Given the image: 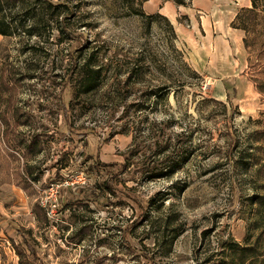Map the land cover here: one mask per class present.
<instances>
[{"label":"rangeland","instance_id":"1","mask_svg":"<svg viewBox=\"0 0 264 264\" xmlns=\"http://www.w3.org/2000/svg\"><path fill=\"white\" fill-rule=\"evenodd\" d=\"M52 1L67 8L63 37L32 38L31 55L0 35V67L20 79L11 99L0 94V264H20L19 228L42 264H227L230 246L257 234L253 197L264 193V98L252 81L264 78V0L252 23L236 18L252 0ZM87 58L99 82L83 92L70 71ZM4 119L20 147L4 141ZM31 141L41 150L28 152ZM25 164L36 177L26 190ZM86 181L117 197L87 200ZM55 197L39 222L34 204ZM83 225L90 233L68 244Z\"/></svg>","mask_w":264,"mask_h":264},{"label":"trees","instance_id":"2","mask_svg":"<svg viewBox=\"0 0 264 264\" xmlns=\"http://www.w3.org/2000/svg\"><path fill=\"white\" fill-rule=\"evenodd\" d=\"M177 5H185V0H172ZM257 3L255 0H252L251 8H240L236 18L239 19L241 15L246 14L247 23H252L256 21L258 13L256 11ZM67 12V8L61 2H53L52 0H0V35L6 38H18L17 44L21 46L22 52H31L29 54H37L40 52L38 44L30 43L32 38L37 40L49 39L50 34L56 30L59 36H62L64 33L63 20L65 19L64 15ZM133 12L137 14H143L141 11L133 9ZM158 18H162L166 21L168 28L174 32L173 26L170 24L166 17H163L160 14H157ZM61 39V38H59ZM62 40V39H61ZM60 40V41H61ZM245 42V39H244ZM91 58V57H90ZM85 59L84 63L81 65H76V62H73L72 69L70 74H74L78 68V74L80 79V86L83 89V92H89L96 88L99 82V71L94 67L95 65L91 59ZM15 66L2 64L0 67V94L7 92L9 94V99L12 98L11 90L15 86L16 82L20 79L18 78V72L15 70ZM28 72H35V68H28ZM27 78H33V75L28 74ZM252 81L255 85L256 90L264 98V78H252ZM23 116V111L21 108L14 107L12 108V117L15 119L21 118ZM28 118L23 119L21 124H27ZM6 124V131L4 132V141L8 143L10 149L16 148L19 146V142L16 139V143H11L15 140L11 138L12 129L9 127L10 123L8 120L4 119ZM264 144V137H263ZM34 141H31L27 145L26 150L28 152H33L35 150L40 151L41 146ZM22 146V145H21ZM40 146V147H39ZM20 147V146H19ZM19 176L22 181V186L24 189H27L30 186V182L36 180L34 177V168L32 166L25 165L22 172H19ZM89 183L85 184L86 189V199L94 200V196H103L104 194H110L113 197H117L115 192V187L110 186L107 182L103 184L96 185L95 187H89ZM67 201V206L72 208V205L75 204L73 201ZM113 201L109 199L102 206L108 207L112 205ZM253 204L255 206L254 215L251 221V226L254 231L257 232L253 241L250 242V239H246L244 245L232 244L228 249V262L227 264H264V193L257 194L253 197ZM100 206V205H99ZM33 213L36 219L43 223L47 224L49 219L44 208L39 204L35 203L33 206ZM135 222H132L128 225L122 232L125 235L129 230L133 229ZM90 226L83 225L78 228L72 235L69 237L70 244L74 240H77L79 237H84L90 233ZM18 235L20 236V244H16L12 241V246L15 249L17 256L19 257L20 264H42L40 258L38 257L34 247L30 244L31 231L24 228L18 229ZM176 237V234H171L170 238L166 240L168 243V249L171 248V245ZM127 250L134 249L126 245ZM130 254V253H129ZM60 264H73L67 261H63ZM129 264V263H125ZM226 264V263H224Z\"/></svg>","mask_w":264,"mask_h":264},{"label":"built area","instance_id":"3","mask_svg":"<svg viewBox=\"0 0 264 264\" xmlns=\"http://www.w3.org/2000/svg\"><path fill=\"white\" fill-rule=\"evenodd\" d=\"M87 183V181L85 182V184ZM56 197L47 204V206L45 207V212L47 214V217H51L54 214L55 208L58 206V203H56ZM44 208V207H43Z\"/></svg>","mask_w":264,"mask_h":264},{"label":"crops","instance_id":"4","mask_svg":"<svg viewBox=\"0 0 264 264\" xmlns=\"http://www.w3.org/2000/svg\"><path fill=\"white\" fill-rule=\"evenodd\" d=\"M171 6H172V8H173V10H174V5H172L171 3H169L168 5L166 4V6H164V7H162L161 9L162 10H164L165 12H167V13H170V11H171ZM164 15L165 16H168V15H166L165 13H164ZM25 165H27V164H25ZM25 165H23L21 168H18L17 170V176H18V179L20 180V186L22 187V189H24L23 188V186H22V181H21V178H20V176H19V172L21 173L22 172V170H23V167L25 166ZM28 166H30V165H28ZM24 190H26V189H24Z\"/></svg>","mask_w":264,"mask_h":264}]
</instances>
